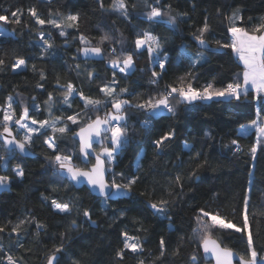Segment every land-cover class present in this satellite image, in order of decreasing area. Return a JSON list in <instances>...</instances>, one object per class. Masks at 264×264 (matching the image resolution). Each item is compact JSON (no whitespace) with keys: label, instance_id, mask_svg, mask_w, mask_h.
<instances>
[{"label":"trees","instance_id":"16d2710c","mask_svg":"<svg viewBox=\"0 0 264 264\" xmlns=\"http://www.w3.org/2000/svg\"><path fill=\"white\" fill-rule=\"evenodd\" d=\"M126 2L130 9V20L111 10L112 0H103V8L97 0H0V15L7 14L11 19L10 13L19 9L21 19L19 25L0 22V28L16 32L15 39L0 38V58L6 61L4 69L0 70V106H4L7 96L12 95L20 102L14 105L17 116L20 115L22 106L26 105L30 108V117L37 120L48 118L44 105L47 93H52L58 100L62 99L57 89V77L60 85L70 82L84 96L104 99L99 87L112 78L108 58L85 59L77 53V49L83 46L80 42L81 36L96 45L104 33L112 37V40L101 45L105 53L109 47H116L117 50L123 47L125 51H133L134 40L141 31H149L167 39L164 53L170 57V63L166 65L159 85L150 83L151 73L148 69L152 64L143 50V54L138 53L134 60L137 68L144 71H137L126 79L117 76L120 81L117 87H127L130 93H138L140 101L163 91L166 84L178 83V77L188 71L192 72V77L186 78V82L190 81L193 88L202 89L210 83L213 88L225 87L243 70V65L230 49L222 50L221 54L209 52L206 61L191 68L186 59H180L181 47L186 45L193 53L198 50L193 32L202 25L206 12L212 28L205 37L213 42L214 48L215 40L229 42L231 37L227 21L223 19V15H216V9L219 8L223 14H227L240 8L246 24L255 25L264 17V0H160V7L164 8L169 4L172 6L173 15L178 12L188 13V22L179 23L175 31H170L164 24L149 23L143 18V14L150 10L149 5L154 4L155 0ZM33 7L45 20L79 13V22L75 28L66 30V36H60V29L49 24L40 26L35 23V17L28 11ZM41 31L46 37L51 36L54 47L50 51H54L55 56L46 55L44 59H40L41 42L38 40V33ZM16 58L26 59L28 67L11 71L10 65ZM76 63L81 66L79 71L75 68ZM32 64L36 65L37 71L32 70ZM85 69L94 70L99 79L89 81ZM41 70L46 76L44 80L40 79ZM156 70L159 71L158 68ZM37 84H42L43 89L38 88ZM254 96L255 93L252 92L247 100L197 101L193 105H181L175 117L162 116L153 120L148 129L141 128L146 113L131 109L128 113V124L133 130L129 133L131 142L117 158V164L111 171L123 172L125 182L126 178L134 175H138L140 179L133 186L131 198L109 200L106 209L103 198L94 196L86 188L78 190L68 181L53 177L52 165L48 159L52 151L44 145L45 136L42 133L39 138L34 137L35 142L31 149L35 154L34 159L22 158L17 154L10 162L8 170L5 173L0 172L12 175V168L20 164L26 173L23 180L14 178L10 192L0 195V226L10 229L31 213L36 220L46 225V229L37 236L36 225L31 221L25 224L21 229L23 248L17 247L15 240H9L4 234H0L5 252H9L14 258H21L22 264H46L48 256L60 245H63V251L57 253L60 264H74V261H81L82 264H139L141 259L145 264H190L189 257L196 252L201 256L200 264H212L202 258V250L196 243L197 237L192 233L193 217L198 209L203 208L219 213L226 218V222L241 226L243 199L250 180L253 187L249 199V223L253 246L258 253L264 251V143H261L253 160L250 149L256 143V131L241 135L239 130L241 125H250L257 119ZM32 97L36 98L39 111L33 108ZM83 105L84 102L77 98L71 108L57 103L53 112L65 117L81 112L85 119L96 115L87 112ZM99 115L103 116V112ZM260 119L264 120V108L261 110ZM170 128H175L176 136L169 147L158 155L151 140L160 137ZM233 139L239 142L238 152L231 143ZM185 141L194 146L193 152L190 153L184 148ZM57 143L64 153H73V160L79 167L89 168L94 164L91 158L89 159L92 164L82 163L78 145L71 134H65ZM99 149L96 148L97 153ZM195 151L201 152V160L205 157L208 160L207 165L196 170L198 181L195 177L188 178L190 171L196 167L197 161L193 158ZM138 157L142 164L139 172L136 169ZM178 174L184 186L182 193L173 182ZM111 179L109 172L107 180ZM116 179L121 182L119 176ZM41 194L63 202H72L75 205L72 215L54 212L47 202H42ZM161 198L172 201L171 221L157 218L148 208L150 200L158 201ZM83 209L90 210L96 225H90L86 221L82 214ZM122 210L126 214L120 217ZM73 220L78 225L76 230L72 227ZM136 221H141L148 229L147 232L137 231L139 225ZM169 223L172 225L171 230ZM122 231L136 235L144 241L142 254L126 250L123 260L117 258L116 252L123 247ZM212 231L213 238L221 246L231 249L239 257L249 258V246L243 234L219 228ZM161 237L165 239V255L161 259H155L160 252ZM177 248L179 254L173 255ZM5 252H0V264H7Z\"/></svg>","mask_w":264,"mask_h":264},{"label":"snow or ice","instance_id":"6c2138e0","mask_svg":"<svg viewBox=\"0 0 264 264\" xmlns=\"http://www.w3.org/2000/svg\"><path fill=\"white\" fill-rule=\"evenodd\" d=\"M50 2V0H49ZM100 7L103 8V0H97ZM160 0H155L154 4L149 5V11L143 14L144 20L153 24H164L170 31H175L179 23L188 22L187 12H178L173 15L172 6L169 4L162 8L159 6ZM135 5H133L134 9ZM195 9V3L192 5ZM111 10L118 12L125 19L130 20V9L126 0H112ZM29 14L35 17V23L40 26L49 24L57 29H60L59 35L66 36L68 28H75L79 22V13H69L66 16L60 15V18H50L45 20L37 14V10L30 8ZM11 19L7 14L0 15V22L4 24H21L20 10L17 9L10 13ZM51 16V13L49 14ZM216 15H223V19L227 21L228 31L231 34L229 42H222L215 40L216 47L212 46L213 42L205 37V34L210 32L212 25L209 23V14L206 12L202 25L193 32V39L196 41L198 50L193 53L188 50L186 45L181 47L180 59H186L191 68L208 59L207 53L221 54L222 50L230 49L237 60L243 65L241 73H237L235 79L222 88H213L210 83L202 89L192 87L190 81L186 82V78L192 77V72L188 71L183 76L178 77V83L166 84L164 90L157 92L154 95L148 96L143 101L138 99L139 94L129 92L127 87L118 88L120 81L117 79L119 75L122 79L133 76L137 71L143 72L144 69H138L134 56L138 53L146 52L152 64L148 70L151 73L150 83L159 85L162 77L165 74L166 65L170 63V57L164 53V46L168 43L166 38L156 35L149 31H141L136 35L134 40L135 48L133 51H125L123 47L117 50L116 47H109L107 52L101 47L105 42L112 40L108 33H104L100 37L99 43L92 45L85 40L83 36L80 37V42L83 45L77 49L78 54H82L85 59L99 58L101 60L108 58V67L111 70V80L108 83L99 87V92L103 94L104 99L93 98L91 96H84L81 91H78L72 83L64 85L59 84V77H57V89L60 91L62 99H57L52 93H47V99L44 101L48 118L37 120L30 117V108L22 106L19 116L16 114L14 105L20 102L12 95L7 96L5 105L0 106V172H6L10 166V162L16 158L17 153L23 156H31L34 153L31 151L34 145V137L39 138L41 134L45 136L44 145L51 149L52 155L48 158L52 165L51 174L53 177L60 180H67L72 187H79L81 185L89 186V191L93 194L103 197L104 207L107 208V201L115 200L121 197L131 198L133 186L137 184L140 179L138 175L126 178L123 172L116 173L111 171L113 166L117 164V158L124 151L126 145L131 142L130 129L128 124V113L131 109L142 110L146 113V119L141 122V128L148 129L152 125V121L165 113L171 117L177 115L179 106L193 105L197 101H241L247 100L250 93L254 92L253 99L257 103L256 115L257 119L253 120L250 125H241L240 134L247 135L249 128L256 130V143L251 147L250 152L252 159L255 160L256 153L261 143H264V120L260 119V113L264 108V17L255 25L246 24L243 10L236 8L230 13L223 14L221 9H216ZM251 20V17L248 18ZM15 30L0 29V38L15 39ZM38 40L40 43V59H44L46 55L55 56L53 49L54 45L51 36L45 35L43 31L38 33ZM123 43V41H120ZM76 59V57H73ZM6 64L5 59L0 58V70L4 69ZM28 67V62L24 58H16L10 65V70L16 72ZM33 71H37L36 65H31ZM80 64L76 63L75 68L79 71ZM159 69L157 71L156 69ZM88 72V80L95 81L99 76L95 74L94 70L85 69ZM40 79H46L43 71L40 72ZM38 88L43 89L42 84H37ZM19 95V93H17ZM84 102V109L96 115L88 116L85 119L81 112L65 116H58L53 112V108L57 103L66 105L71 108L76 99ZM33 108L35 111L40 110L39 104L35 103L36 98L32 97ZM136 100V103L132 101ZM190 110V109H189ZM103 112V116L99 115ZM70 121V124L68 123ZM83 121V122H82ZM73 125L77 127H72ZM18 126L17 133L13 132V127ZM19 130H24L19 134ZM52 133L48 135V133ZM19 134V138H18ZM65 134H71L73 140L78 145V151L81 154V161L84 165L92 164L90 157L94 158L95 163L90 168H82L72 163L73 153H64L57 140L62 138ZM103 136L109 141V146H104L100 137ZM176 136L175 128H170L160 137L151 140L154 151L159 155L162 154L174 140ZM236 146L235 151H240L238 140L231 141ZM100 145V151L97 153L94 145ZM184 148L188 152L194 151V146L187 141L184 143ZM7 155H4V153ZM197 163L196 167L188 174V178L195 177L198 181L199 176L196 170L208 164L205 157L201 160V152L195 151L193 157ZM108 165L106 169L105 165ZM142 164L140 158H137L136 169L137 172L141 169ZM110 172L112 179L106 180L105 174ZM26 176L22 165L17 164L12 168V175L0 174V191H10L14 178L16 180H23ZM121 178V182H117L116 177ZM173 182L183 192V184L181 183L180 175L173 178ZM55 190V185H52ZM253 187L252 180L249 181V187L243 199L242 210V224H236L221 217L219 213H212L203 208L198 209L197 214L193 217L194 227L192 233L197 237V245L202 249V258L207 262L214 260L215 264H233L234 253L227 247H222L216 239L213 238V229L232 230L236 233H241L246 237V242L249 246L247 253L248 259L240 256L238 264H264V251L257 252L253 246V234L249 223V199ZM171 195V193H169ZM42 202H47L49 206L57 214L72 215L75 205L72 202H63L58 198H50L41 194ZM172 201L166 198H161L158 201H149L148 208L152 210V214L162 220H172L171 215ZM79 212L80 210L77 209ZM83 216L90 225H96V221L92 219V213L88 209L82 210ZM125 211L119 213L120 217L125 215ZM115 219V218H114ZM29 221L36 225V235L38 236L46 229V225L36 220L31 213H28L25 219L19 220L10 229L0 226V234L9 240H15L16 246L24 247L23 234L21 229ZM138 223L137 231L147 232V228L143 226L141 221ZM74 230L78 229L76 221H72ZM172 225L169 223V229ZM123 247L116 252L117 258L123 260L124 252L131 251L133 253L144 252V241L136 235H129L127 231H122ZM160 252L155 259H161L165 255V239L161 237L159 240ZM63 251V245L54 249L52 254L47 258V264H60V259L57 253ZM0 252H5L2 238H0ZM179 249L174 250L173 255H178ZM5 259L7 264H22L21 258H14L9 252H5ZM201 256L193 252L189 261L190 264H200ZM74 264H82L81 261H74ZM139 264H145L141 259Z\"/></svg>","mask_w":264,"mask_h":264},{"label":"water","instance_id":"95a60500","mask_svg":"<svg viewBox=\"0 0 264 264\" xmlns=\"http://www.w3.org/2000/svg\"><path fill=\"white\" fill-rule=\"evenodd\" d=\"M166 115H169V114H167V113H165L163 116H166ZM162 116H159V117H156L154 120H157V119H159V118H161ZM13 132L15 133V131L13 130ZM100 140H102L103 141V145H104V136H103V134H102V136L100 137ZM100 147V145L99 144H96V145H94V148H99ZM20 157H24V158H30V159H34V157H35V154L34 155H31V156H23V155H20L19 153H17ZM80 157H81V154H80ZM91 159H93L94 160V158H92V157H90ZM94 163H95V160H94ZM91 167V166H90ZM89 167V168H90ZM105 167H106V169H107V165H105ZM8 170V169H7ZM1 173H5V172H1ZM108 176H109V172H106V174H105V179L107 180L108 179ZM65 181H67V180H65ZM11 187H12V185H11ZM75 189H80V188H86L88 191H89V186H87L86 184L85 185H81V186H79V187H74ZM3 192H10V191H0V195L1 194H3ZM93 194V193H92ZM94 196H96V197H98V198H103V197H101V196H99V195H96V194H93ZM223 247V246H222ZM202 250V249H201ZM234 253V256H233V264H238V260H239V256L235 253V252H233ZM58 256V255H57ZM59 257V256H58ZM209 262H211L212 264H215V261L214 260H211V261H209ZM47 264V263H46Z\"/></svg>","mask_w":264,"mask_h":264},{"label":"rangeland","instance_id":"374dc122","mask_svg":"<svg viewBox=\"0 0 264 264\" xmlns=\"http://www.w3.org/2000/svg\"><path fill=\"white\" fill-rule=\"evenodd\" d=\"M0 29H2V28H0ZM80 56H81L82 58H84L82 54H80ZM94 58H95V57H94ZM17 71H19V70H17ZM13 129H14L15 133H17L18 126H14ZM239 130H240V129H239ZM254 130H255L254 128H253V129H252V128H249V132H248V134H250V132H252V131H254ZM23 131H24V130H19V134H22ZM255 131H256V130H255ZM19 134H18V136H19ZM104 146H109V141H108L107 139L104 140ZM99 148H100V147H99ZM99 151H100V149H99ZM99 151H98V152H99ZM79 154H80V153H79ZM72 163H73L74 165H77V163H75L74 160H72ZM106 165H107V164H106ZM107 168H108V165H107Z\"/></svg>","mask_w":264,"mask_h":264},{"label":"crops","instance_id":"0c3cea01","mask_svg":"<svg viewBox=\"0 0 264 264\" xmlns=\"http://www.w3.org/2000/svg\"><path fill=\"white\" fill-rule=\"evenodd\" d=\"M234 55H235V53H234ZM236 57V56H235ZM241 64V63H240ZM242 65V64H241ZM253 129V128H252Z\"/></svg>","mask_w":264,"mask_h":264}]
</instances>
